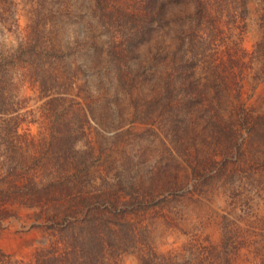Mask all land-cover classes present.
<instances>
[{"label": "rangeland", "instance_id": "rangeland-1", "mask_svg": "<svg viewBox=\"0 0 264 264\" xmlns=\"http://www.w3.org/2000/svg\"><path fill=\"white\" fill-rule=\"evenodd\" d=\"M263 25L260 0H0V189H50L2 205L0 256L264 264Z\"/></svg>", "mask_w": 264, "mask_h": 264}, {"label": "trees", "instance_id": "trees-1", "mask_svg": "<svg viewBox=\"0 0 264 264\" xmlns=\"http://www.w3.org/2000/svg\"><path fill=\"white\" fill-rule=\"evenodd\" d=\"M214 0H193L196 10L198 12V17L203 20L209 16L211 11L212 2ZM264 4V0H260ZM162 5V3H159ZM155 12H149L148 14H154ZM264 28V25H263ZM0 104H3V100L0 98ZM252 132L256 133L257 130L255 128L250 129ZM14 132V131H13ZM17 131H15V134ZM29 169L22 170L23 173H29ZM41 186V185H40ZM39 184L35 181V179L31 180L30 184L24 185H10L5 187L4 189H0V208L4 204L25 206V207H42L46 203V198L50 193V189L42 186L40 188ZM6 210L0 209V222L2 221L3 214H6ZM74 225L68 227L67 230H70ZM75 230V227L72 228ZM33 262H22V261H13L4 256H0V264H42L43 262L34 261ZM161 263L169 264L165 261L160 260ZM49 263L57 264V258L51 260ZM160 263V264H161Z\"/></svg>", "mask_w": 264, "mask_h": 264}]
</instances>
